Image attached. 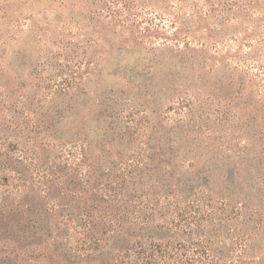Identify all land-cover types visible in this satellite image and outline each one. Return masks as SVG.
<instances>
[{
    "label": "rangeland",
    "instance_id": "obj_1",
    "mask_svg": "<svg viewBox=\"0 0 264 264\" xmlns=\"http://www.w3.org/2000/svg\"><path fill=\"white\" fill-rule=\"evenodd\" d=\"M180 4L0 0V180L41 206L89 165L137 194L176 183L186 257L264 264V0L176 52Z\"/></svg>",
    "mask_w": 264,
    "mask_h": 264
},
{
    "label": "trees",
    "instance_id": "obj_2",
    "mask_svg": "<svg viewBox=\"0 0 264 264\" xmlns=\"http://www.w3.org/2000/svg\"><path fill=\"white\" fill-rule=\"evenodd\" d=\"M179 1L184 2L180 10L186 13L190 9V12L187 11L188 20L178 21L175 16L171 20V27H177L171 38L176 52L183 50L181 42L185 50L192 43L201 45L202 49L207 47L213 29L224 27L234 17L242 20L241 16H235L234 10L246 9L248 13L253 10L252 5L244 4L247 0ZM130 5L125 3L121 16L132 11ZM118 13L109 12V15L116 17ZM129 15L137 16V13ZM203 21L207 22L205 26ZM91 167L88 166L76 188L61 193L51 206L21 199V185L11 188L5 171L0 180V187L6 189L0 193V264L215 262L197 257L194 252L192 258L186 257L187 253L183 252L187 246L181 238V227L186 225V219L179 196L183 189L178 184H166L164 188L163 183L149 184L137 194L130 172H122L118 177L108 173L105 176L98 175ZM47 176L55 174L47 172ZM56 180L45 187L47 194ZM13 193L16 197L11 196ZM195 251L199 253V249ZM201 251L205 253V247Z\"/></svg>",
    "mask_w": 264,
    "mask_h": 264
}]
</instances>
